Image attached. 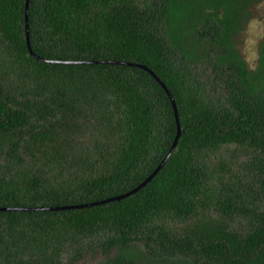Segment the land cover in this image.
I'll list each match as a JSON object with an SVG mask.
<instances>
[{"label":"trees","instance_id":"1","mask_svg":"<svg viewBox=\"0 0 264 264\" xmlns=\"http://www.w3.org/2000/svg\"><path fill=\"white\" fill-rule=\"evenodd\" d=\"M258 1L29 0L33 56L26 0H0V208H15L0 210V264H73L94 241L117 249L102 264H153L154 247L186 264H264V39L255 69L235 47ZM105 60L165 85L177 145L127 197L47 209L132 190L176 135L155 77ZM229 147L248 181L217 185L203 155ZM199 212L183 235L163 221Z\"/></svg>","mask_w":264,"mask_h":264},{"label":"rangeland","instance_id":"2","mask_svg":"<svg viewBox=\"0 0 264 264\" xmlns=\"http://www.w3.org/2000/svg\"><path fill=\"white\" fill-rule=\"evenodd\" d=\"M250 17L247 21H244L241 25L240 30L236 34L235 47L239 52L241 58L246 62L250 69H255L259 55V47L264 39V0H259L251 5L249 8ZM206 69V68H205ZM207 70L204 72L197 71L198 77L202 79L206 87V91L209 94L211 100L223 101L227 92L223 84L214 78L213 74L210 77L207 75ZM245 152L237 153L231 147L227 149H220L217 151L209 152L203 155V159L210 167L213 176L215 178V184L219 182L235 183V178H238L241 182L246 183L248 181L247 170L245 169L244 162L247 160ZM2 159L0 158V163ZM238 187V184L236 185ZM199 218H202V213L191 218H178L173 216H164L163 221L176 235H183L185 229L190 227L192 223L197 222ZM238 226L245 225L240 218H238ZM136 248L134 250H142L146 252L145 246L142 242H136ZM92 248H85V252L81 256L75 257L73 264H102L106 259L112 257L117 249L112 248L108 252L104 248H100L96 241L91 242ZM154 260L153 264H186L181 258L168 257L160 259L161 251L158 247H154L152 254ZM160 262V263H159Z\"/></svg>","mask_w":264,"mask_h":264},{"label":"water","instance_id":"3","mask_svg":"<svg viewBox=\"0 0 264 264\" xmlns=\"http://www.w3.org/2000/svg\"><path fill=\"white\" fill-rule=\"evenodd\" d=\"M28 1L29 0H26L25 13H24V15H25L26 42H27V46H28V50H29L30 54L34 56V53L32 52V50L30 48L29 34H28V23H27V19H28ZM35 57L37 59H40L37 56H35ZM40 60H43V59H40ZM45 61L48 62V60H45ZM100 62L121 64V65H128V66H136V67H141V68H144V69L148 70L150 72V74L153 75L155 77V79L160 83V85L165 90V92L167 93V95H168V97L170 99V102H171V105H172V108H173V111H174L175 121H176V127H177L176 135H175V137L173 139V142H172L169 150L167 151L166 155L162 158V160L159 162V164L156 166V168H154V170L140 184H138L132 190H130V191L124 193V194L117 195V196H114V197H111V198H108V199H105V200H101V201H98V202L90 203V204L76 205V206H67V207H60V208H47V209H65V208H81V207L95 206V205L102 204V203H105V202H108V201H111V200H116V199H120V198H123V197H127V196L133 194L134 192L138 191L141 187H143L148 181H150L152 179V177L157 173V171L166 163V161L169 158V156L175 150V147L177 145L178 139L180 137L181 129H180L179 121H178L177 108H176V105H175V101H174L172 95L170 94V92L166 89L165 85L154 75V73L151 70L147 69L145 66H142V65H139V64H134V63H128V62L107 61V60L100 61ZM13 209H15V208H0V210H13ZM42 209H45V208H36V210H42Z\"/></svg>","mask_w":264,"mask_h":264}]
</instances>
